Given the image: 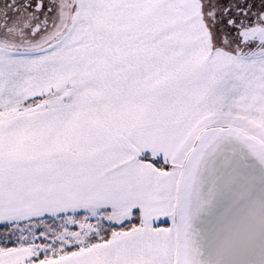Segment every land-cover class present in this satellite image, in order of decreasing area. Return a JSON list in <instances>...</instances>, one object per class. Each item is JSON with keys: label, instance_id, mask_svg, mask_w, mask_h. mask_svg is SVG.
Segmentation results:
<instances>
[{"label": "snow or ice", "instance_id": "6c2138e0", "mask_svg": "<svg viewBox=\"0 0 264 264\" xmlns=\"http://www.w3.org/2000/svg\"><path fill=\"white\" fill-rule=\"evenodd\" d=\"M0 264H264V0H0Z\"/></svg>", "mask_w": 264, "mask_h": 264}]
</instances>
